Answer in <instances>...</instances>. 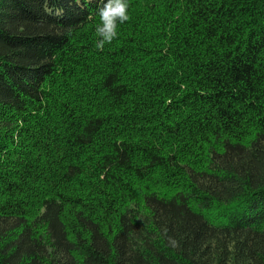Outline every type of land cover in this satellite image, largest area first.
Here are the masks:
<instances>
[{
    "label": "trees",
    "instance_id": "trees-1",
    "mask_svg": "<svg viewBox=\"0 0 264 264\" xmlns=\"http://www.w3.org/2000/svg\"><path fill=\"white\" fill-rule=\"evenodd\" d=\"M127 3L0 0V264H264V0Z\"/></svg>",
    "mask_w": 264,
    "mask_h": 264
},
{
    "label": "clouds",
    "instance_id": "clouds-1",
    "mask_svg": "<svg viewBox=\"0 0 264 264\" xmlns=\"http://www.w3.org/2000/svg\"><path fill=\"white\" fill-rule=\"evenodd\" d=\"M98 9L100 23L96 26V35L100 39L96 43L99 50H103L106 43H111L118 36V25L130 19L127 0H101Z\"/></svg>",
    "mask_w": 264,
    "mask_h": 264
}]
</instances>
